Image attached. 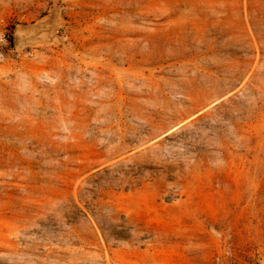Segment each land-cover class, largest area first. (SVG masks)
<instances>
[{
	"label": "rangeland",
	"instance_id": "374dc122",
	"mask_svg": "<svg viewBox=\"0 0 264 264\" xmlns=\"http://www.w3.org/2000/svg\"><path fill=\"white\" fill-rule=\"evenodd\" d=\"M0 264H264V0H0Z\"/></svg>",
	"mask_w": 264,
	"mask_h": 264
},
{
	"label": "trees",
	"instance_id": "16d2710c",
	"mask_svg": "<svg viewBox=\"0 0 264 264\" xmlns=\"http://www.w3.org/2000/svg\"><path fill=\"white\" fill-rule=\"evenodd\" d=\"M13 28H12V31H11V39H10V47H13L14 46V38H13Z\"/></svg>",
	"mask_w": 264,
	"mask_h": 264
}]
</instances>
